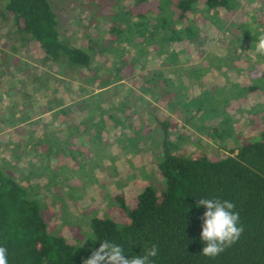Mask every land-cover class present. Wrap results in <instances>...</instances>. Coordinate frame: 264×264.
<instances>
[{
	"label": "rangeland",
	"instance_id": "rangeland-1",
	"mask_svg": "<svg viewBox=\"0 0 264 264\" xmlns=\"http://www.w3.org/2000/svg\"><path fill=\"white\" fill-rule=\"evenodd\" d=\"M49 2L58 23L57 29L68 43L87 49L93 43L92 48L96 52L102 44L114 50L104 56L96 53L93 56L91 72L96 74V78L83 69L66 75L60 70L58 72L56 63L43 60V52L37 43L20 40L11 18L0 17V56L4 58V63L11 65L7 76L0 69V117H6L9 112L15 115L37 112L39 115L30 117L28 122L31 119H40L44 123L59 122L58 117L51 118L52 113L44 112L40 116L41 104L45 105L46 95L49 96L45 92L47 90L55 92L49 96L50 101L55 94L68 98V103L76 109L75 117L67 118L82 122L78 132L82 137L74 139L68 136L65 140L69 142L70 149L76 150L75 158L69 161L68 158L74 155L70 156V151L68 155L62 152L63 145H58L63 142L53 140L48 145L45 141L37 147L41 152L36 156L29 143L34 136L27 137L23 132L17 137L16 126L10 124L3 130L0 123V157L15 162V154H10L9 148L14 147L16 142L21 143L19 149L25 157L16 160L20 163V171H24L22 185L26 188L27 198L37 202L49 233L83 246L94 240L89 226L94 216L126 223L127 219L119 214L116 200L112 198L122 194L132 207L136 195L145 186H152L157 193L163 189L155 165L162 159L165 139L169 141L172 152L186 156H195L202 151L221 156L229 148L237 149L258 139L264 126V56L256 53V43L264 35V0H227L225 7L218 6L208 11L203 8L192 14L197 27L193 29L191 40L173 42L170 47L183 51L179 53L178 63L164 62L160 56L153 57L155 48H158V37L153 35L154 27H151L161 18H172L169 1ZM3 5L1 3V7ZM128 22L141 24L132 29ZM183 27V22L177 23L178 30ZM156 34L161 32L156 31ZM126 36H131L129 42L124 40ZM99 59L105 61L103 65L97 63ZM122 60L125 64L121 63ZM29 61L37 73L51 72L50 78L42 79L47 89L32 91L34 69L24 80L26 89L20 87L19 83L23 84L20 82L22 75L17 72ZM140 62L146 64L141 66ZM95 64L99 65L94 67ZM135 64L140 66L134 67ZM117 67L123 68L120 71L123 76L115 73ZM179 68L187 72L183 73ZM153 70L162 74H154ZM98 78L114 80L103 91L104 98H94L96 92L101 91L96 85ZM164 79L168 80L165 86L155 85L156 81L162 83ZM6 81L8 88H5ZM58 82L66 89L54 90ZM179 90H182L180 94ZM84 97L91 98V103L95 99L97 105L107 104L101 105V111L86 113V108L79 104ZM171 97L172 110L166 102ZM138 102L141 106L137 105ZM149 103L156 107V111L147 107ZM129 116L133 122L126 128ZM105 118H111L113 123L109 120L100 129L98 121H105ZM162 120H171L168 130L164 129ZM34 127L28 128L32 131ZM41 130H37L38 133ZM97 133L104 136L102 144L112 142L109 148L104 145L105 154L101 152L102 146H98ZM180 133L188 137V141L181 140L178 137ZM95 151L102 156L99 167L95 163L98 158ZM31 157L34 158L32 162L37 164L32 167L33 175L28 174ZM13 167L11 174L21 180L18 171L17 175L13 173Z\"/></svg>",
	"mask_w": 264,
	"mask_h": 264
},
{
	"label": "trees",
	"instance_id": "trees-1",
	"mask_svg": "<svg viewBox=\"0 0 264 264\" xmlns=\"http://www.w3.org/2000/svg\"><path fill=\"white\" fill-rule=\"evenodd\" d=\"M168 1L172 18L170 20L161 18L151 28L154 27L153 35L158 37L156 40L158 48H155L153 57L160 56L164 62L170 63L177 62L179 53L182 51L170 48L171 44L190 41L193 29L197 27L193 23L191 15L202 11L203 8L208 11L218 6L225 7L227 0ZM168 1L166 0V2ZM1 3L4 4L2 7ZM160 5L162 6V3ZM160 11H163L161 7ZM0 17L11 18L16 29L15 33L20 37V40L24 43L31 40L37 43L38 48L43 52V60L56 63L58 72L60 70L66 75H71L77 70L81 72V69L90 74L95 53L104 56L106 53L114 52L112 48H107L103 44L98 46L96 52V49L92 48L93 43L88 49L68 43L57 29L58 23L49 0H0ZM179 22L184 23L183 29H177ZM140 24L141 22L133 24L128 22L132 29L137 28ZM147 30L150 32V28ZM156 31L161 34L157 35ZM129 33L131 34V32ZM124 40L129 42L131 36H126ZM0 59L4 60L1 56ZM98 61L97 63L100 65L105 62L100 59ZM121 63L125 64V61L122 60ZM29 64H32L31 61L25 62L19 68L21 71L17 72L22 75L20 82L23 84L19 83L22 90L26 89L24 80L26 81L28 78L31 69L35 70L32 73L35 78L32 91H37V88L47 89L46 82L42 79L50 78L51 72L37 73V69ZM99 64H95L94 67ZM144 64L146 62H140L141 66ZM0 65L1 71L3 69V74L7 76L11 65L3 61L0 62ZM137 65L135 64L134 67ZM122 69V67H117L115 73L118 76H123V73H120ZM179 69L183 73L187 72L184 71L185 69ZM152 73L162 74L161 71L156 72V70H153ZM180 75L184 76V74ZM93 76L96 78L95 73H92ZM97 80L96 85L101 90L99 92L102 93L96 92L97 95L94 98L98 96L104 98L103 91L114 80L99 78ZM166 83H168L166 79L162 83L158 80L155 85L165 86ZM5 88H8L7 81ZM60 88H64V86L59 82L56 83L54 90L58 91ZM181 91L179 90L178 93L180 94ZM133 97L135 96L133 95ZM87 99L84 97L79 103L80 106L86 108V113L89 111L92 114V111H101L103 110L101 105L106 106L107 104L105 102L97 105L95 99L92 103L91 98L87 97ZM166 102L172 110V97ZM47 104L49 109L54 110L52 113L54 117L59 119H65L67 116L75 117L70 108L72 104L68 103V98H64L63 95L52 96V100ZM140 104L138 102L137 105L141 106ZM147 107H153L152 109L156 111V107L151 106L150 103ZM8 114V117H0L3 130L11 124L16 126L14 131H16L17 137L21 136L23 132L27 137L33 134L38 136L41 133L42 130L39 133L37 131L42 128V126H38L40 123L42 125L40 119H31L28 122L30 117L39 115L37 112L34 114L29 112L27 115H15L14 112ZM129 117L130 119L125 124L126 128H129L133 122L132 117ZM109 120L112 124L111 118H105V121L99 119L98 123L101 125L98 124L97 127L100 126L99 128L102 129L103 126L105 127V123H109ZM155 121H157L156 117ZM170 121L162 120L164 129L168 130ZM32 125L35 127L31 131L28 127ZM93 125L96 124L93 123ZM99 128L97 129L99 130ZM24 129H27L28 132ZM79 129L75 127L73 132L80 135L78 134ZM44 132L51 134L53 130L48 129ZM108 135L110 136V133ZM103 137L97 133L100 143L98 146H102V153L105 144L108 148L112 145V142L102 144ZM178 137L183 141H188V137L185 138L183 133H180ZM33 139H29L30 148L38 156L37 153L41 150H38L37 147L45 142L44 136L35 137L34 141ZM125 141L128 145L127 140ZM46 142L48 144L50 141L47 139ZM20 145V142H16L14 147L11 146L14 149L9 148L10 154L11 152L15 154V162H11L6 157H0V246H5L8 249L9 264H84V261L92 255L94 250L99 249L105 240L121 246L125 258L128 259L134 256H143L147 249L156 245L158 253L156 257L150 258L151 264H264V126L258 139L244 143L237 149L229 148L221 156L209 155L203 151L195 156L177 154L172 152L169 141L165 139L162 159L155 165L156 171L162 179L163 189L157 193L152 186H145L136 195L132 207L126 203L122 194L113 196L112 199L117 203V211L127 219V222L118 223L109 218L94 216L89 222L94 240L83 246L71 244L62 236L48 232L46 221L38 211L37 202L27 198L26 188L22 185L24 171H20L18 166L20 163L17 160H22L25 156L19 149ZM62 145L63 153L68 155V151H70V156L74 155L67 161L75 158L76 150L69 148V142H64L58 147ZM95 156H98L96 151ZM101 157L96 158L97 167L101 164L99 159ZM31 158L32 160L28 159L31 162L28 174L33 175L32 167H36L37 164L33 163L34 158ZM92 159L90 157V162L93 161ZM12 166H14L13 173L17 175L18 171L21 180L18 181L17 176L11 174ZM202 198L233 202L236 206L234 211L240 214V225L244 228L240 239L214 258L201 255L202 249L206 246L201 239V233L203 217L207 211L205 206H198L199 200Z\"/></svg>",
	"mask_w": 264,
	"mask_h": 264
},
{
	"label": "clouds",
	"instance_id": "clouds-1",
	"mask_svg": "<svg viewBox=\"0 0 264 264\" xmlns=\"http://www.w3.org/2000/svg\"><path fill=\"white\" fill-rule=\"evenodd\" d=\"M256 53L264 56V35L258 38ZM200 205L207 208L201 233V239L206 246L202 249L201 255L214 258L235 244L244 228L240 225V214L234 211L236 206L233 202L202 198L199 200L198 206ZM157 253V246L152 245L143 256L128 259L125 258L121 246L105 240L84 264H151L150 258L156 257ZM0 264H9L8 249L5 246H0Z\"/></svg>",
	"mask_w": 264,
	"mask_h": 264
},
{
	"label": "crops",
	"instance_id": "crops-1",
	"mask_svg": "<svg viewBox=\"0 0 264 264\" xmlns=\"http://www.w3.org/2000/svg\"><path fill=\"white\" fill-rule=\"evenodd\" d=\"M34 92V91H33ZM36 92V91H35ZM45 92H47V93H49V96H51V93H52V91H51V93L50 92H48L47 90H45ZM53 93H55V92H53ZM36 94V93H35ZM76 95H77V93H76ZM49 96H47L46 95V99H45V105H42L41 104V107H40V109H39V112L40 113H44V112H48V113H54V110H51V109H49L50 107H49V105L47 104V103H50V97ZM55 96H56V94H55ZM77 96H79V95H77ZM71 108V111H72V113L74 114V110L76 109V108H74L73 106L72 107H70ZM44 109V110H43ZM47 109V110H46ZM55 109H58V108H55ZM43 110V111H42ZM78 111V110H77ZM70 113V112H69ZM40 116H41V114H40ZM69 117V116H68ZM51 118L53 119V118H55L56 119V116L54 117V116H51ZM59 119V118H58ZM60 121L59 122H51V121H49L48 123H44V122H42V125H41V123L40 124H38V126H42V130L43 131H46V130H48V129H50V130H53V132L50 134V132L49 133H47V132H42L41 133V135L40 136H44V141H46L47 139L49 140V141H53V140H56V141H58V143H59V141L60 142H65V140H66V138H68V136H70V138H74V139H79V137H82L81 135H76L73 131H75L74 130V128L75 127H78V128H82V123L80 122V121H73L72 119H69V118H65V120L66 121H64V119L62 118V119H59ZM62 120V121H61ZM46 125V126H45ZM33 126V125H32ZM45 126V127H44ZM32 128H30V130H31ZM65 130H66V133H65ZM70 131H72V132H70ZM68 133V134H67ZM74 133V134H73ZM64 134V135H63ZM66 134H67V136H66ZM36 134H33V135H31V136H34L33 138L35 139V137H37V136H35ZM63 143H61V144H63Z\"/></svg>",
	"mask_w": 264,
	"mask_h": 264
}]
</instances>
